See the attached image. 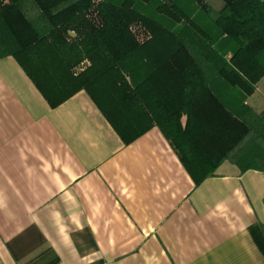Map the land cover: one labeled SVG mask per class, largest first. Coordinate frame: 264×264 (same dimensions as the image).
<instances>
[{
  "label": "crops",
  "instance_id": "crops-1",
  "mask_svg": "<svg viewBox=\"0 0 264 264\" xmlns=\"http://www.w3.org/2000/svg\"><path fill=\"white\" fill-rule=\"evenodd\" d=\"M101 90L118 130L87 92L51 107L0 57V264H264V169L226 160L196 182L138 105Z\"/></svg>",
  "mask_w": 264,
  "mask_h": 264
},
{
  "label": "trees",
  "instance_id": "trees-1",
  "mask_svg": "<svg viewBox=\"0 0 264 264\" xmlns=\"http://www.w3.org/2000/svg\"><path fill=\"white\" fill-rule=\"evenodd\" d=\"M221 2L0 0V57L51 107L83 90L117 129L99 91L138 105L196 182L226 160L264 169V112L246 103L264 77V1ZM135 21L152 34L145 45Z\"/></svg>",
  "mask_w": 264,
  "mask_h": 264
},
{
  "label": "rangeland",
  "instance_id": "rangeland-1",
  "mask_svg": "<svg viewBox=\"0 0 264 264\" xmlns=\"http://www.w3.org/2000/svg\"><path fill=\"white\" fill-rule=\"evenodd\" d=\"M94 1L97 2L99 0H94ZM93 13H95V11H93ZM95 24H97V23H95ZM128 31H130L134 40L139 45H145L149 41H151V39H152L151 32L142 24L141 21H135V22L130 23L128 25ZM88 63H89V60H87V59L82 60L75 67V72L79 71L80 68H85V66L88 65ZM253 93H254V96L256 99L257 98L260 99V101L257 100L258 104H256V106L264 105V103H262V100H264V83H261L258 86V90L254 91ZM247 99H248V97H247ZM247 99H246V103H247ZM247 104L249 105V103H247ZM249 106L254 109V107L252 105H249Z\"/></svg>",
  "mask_w": 264,
  "mask_h": 264
}]
</instances>
